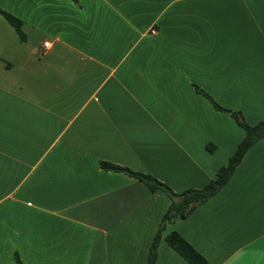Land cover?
<instances>
[{
	"label": "crops",
	"instance_id": "1",
	"mask_svg": "<svg viewBox=\"0 0 264 264\" xmlns=\"http://www.w3.org/2000/svg\"><path fill=\"white\" fill-rule=\"evenodd\" d=\"M0 264H147L174 192L202 189L264 121V0H0ZM50 43L48 50L44 44ZM212 145V150L209 148ZM264 264V138L162 232L156 264Z\"/></svg>",
	"mask_w": 264,
	"mask_h": 264
},
{
	"label": "trees",
	"instance_id": "2",
	"mask_svg": "<svg viewBox=\"0 0 264 264\" xmlns=\"http://www.w3.org/2000/svg\"><path fill=\"white\" fill-rule=\"evenodd\" d=\"M0 14H2L8 22L16 29L22 39H26L25 32L23 31V21L18 17L4 11L0 8ZM201 93L211 101L213 106L220 111L227 112L232 118L241 126L245 131L244 139L239 143L235 153L231 156L227 165L222 166L217 177L212 180L208 185L202 189H187L181 193L174 192L168 185L160 182L155 177L143 173L131 171L128 168L113 165L108 162H102V167L105 170L122 172L131 177H135L149 187L152 192L161 190L167 193L172 203L164 215L161 229L155 236L150 252L147 264H156L158 258V249L162 238V232L168 223L174 222L177 219H184L188 217L197 206L207 202L216 196L230 181L237 167L243 161L245 155L250 148L259 140L264 138V121L256 125L248 124L240 112L224 109L217 102L213 100L207 93L198 89ZM212 150V145L209 147ZM166 241L169 245L175 249L183 258H185L191 264H211L196 248H194L183 236L177 232H172L166 237ZM18 264H22L19 260Z\"/></svg>",
	"mask_w": 264,
	"mask_h": 264
},
{
	"label": "built area",
	"instance_id": "3",
	"mask_svg": "<svg viewBox=\"0 0 264 264\" xmlns=\"http://www.w3.org/2000/svg\"><path fill=\"white\" fill-rule=\"evenodd\" d=\"M49 47H50V43H45V44H44V49H45V50H48Z\"/></svg>",
	"mask_w": 264,
	"mask_h": 264
}]
</instances>
